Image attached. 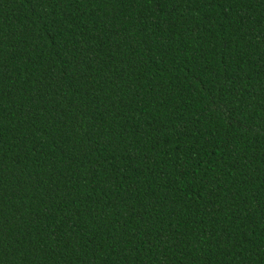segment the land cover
<instances>
[{
	"label": "trees",
	"instance_id": "obj_1",
	"mask_svg": "<svg viewBox=\"0 0 264 264\" xmlns=\"http://www.w3.org/2000/svg\"><path fill=\"white\" fill-rule=\"evenodd\" d=\"M0 264H264V0H0Z\"/></svg>",
	"mask_w": 264,
	"mask_h": 264
}]
</instances>
